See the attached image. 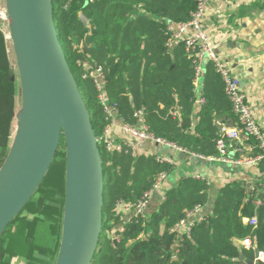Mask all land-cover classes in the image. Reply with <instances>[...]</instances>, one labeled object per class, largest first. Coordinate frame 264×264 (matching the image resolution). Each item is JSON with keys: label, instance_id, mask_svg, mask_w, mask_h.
Listing matches in <instances>:
<instances>
[{"label": "trees", "instance_id": "obj_1", "mask_svg": "<svg viewBox=\"0 0 264 264\" xmlns=\"http://www.w3.org/2000/svg\"><path fill=\"white\" fill-rule=\"evenodd\" d=\"M194 0H53L58 38L91 117L96 137L106 121L90 80L81 79V62L104 67L108 100L119 117L136 124L142 111L151 133L188 154L218 157L222 136L219 121L237 117L225 84L213 63H205L200 88L194 86V60L183 42L167 46L168 24L191 19ZM85 18L86 22L82 20ZM8 41L0 31V170L10 150L16 116L17 83ZM204 103L197 105L199 98ZM176 110L177 117L170 114ZM104 171L103 226L91 264H245L240 254L255 259L254 250L237 241L251 238L264 252V193L242 182L224 186L210 216L196 222L189 234L173 229L196 207L210 201L206 181L184 176L167 191L149 220L133 218L120 241L111 239L124 216L117 203H136L161 172L175 166L159 164L155 155L133 158L107 153L98 144ZM66 141L62 135L56 156L35 193L0 236V264H56L59 256L66 200ZM255 200L260 204L256 205ZM257 220L256 226L245 219ZM118 232V231H117ZM21 262L16 263L15 259Z\"/></svg>", "mask_w": 264, "mask_h": 264}, {"label": "water", "instance_id": "obj_2", "mask_svg": "<svg viewBox=\"0 0 264 264\" xmlns=\"http://www.w3.org/2000/svg\"><path fill=\"white\" fill-rule=\"evenodd\" d=\"M6 7L23 111L0 170V236L47 174L63 135L66 200L56 264H91L103 226L102 157L89 111L58 38L53 0H6ZM258 254L256 250L255 258ZM238 261L264 264L244 254Z\"/></svg>", "mask_w": 264, "mask_h": 264}, {"label": "built area", "instance_id": "obj_3", "mask_svg": "<svg viewBox=\"0 0 264 264\" xmlns=\"http://www.w3.org/2000/svg\"><path fill=\"white\" fill-rule=\"evenodd\" d=\"M194 1L196 3V8L191 13V19L188 22L178 25L173 23L168 24L167 32L169 34V40L167 46L173 48L176 44L183 42L186 46L187 53L197 52L194 60L195 73L193 80L196 89L200 88L201 80L205 74V62L210 61L213 63L216 71L225 84L226 96L231 102L233 112L237 117V127H229L219 123L222 134L217 141L219 156L201 158L211 162L216 161L233 165H256L264 163V133L253 115L252 107L246 94L242 91L241 81L228 64L217 55L211 39L204 28V20L208 5L217 0ZM1 2L2 0H0V31L3 32L5 39L8 40L11 39L10 31H7L8 27H10L9 16L7 7H1ZM82 20L86 22L83 17ZM80 66L82 72L81 79L90 80L92 82L96 91V98L107 123L101 135L96 137L97 143L103 147L105 152L110 154L123 153L137 158L147 154L145 152L146 143L165 147L169 150L185 152L182 148L160 139L151 133L145 123L142 111H137L135 113V118L137 120L136 124L124 122L119 117L116 106H113L108 100L107 73L104 67L88 61L81 62ZM203 103L204 100L200 97L197 101V105L199 106ZM170 114L173 117H177L176 110L171 109ZM252 144H254V148L259 149L260 152L252 157L241 159L242 156L244 157L243 153H245V151L252 150ZM230 149L235 155H241L240 159L235 158V156L231 154ZM155 156L157 163L173 165V161L170 158L161 155ZM168 176L169 174L167 172H161L152 188L144 193L138 202L126 203L120 201L117 203V211L124 216V221L122 226L118 228V232L116 231L114 234H111V239L113 241H120L125 232V225L132 222L133 218H140L143 221L149 220L150 201L157 192L163 189L164 184L168 180ZM196 179L202 180L201 178ZM259 191L264 193V184ZM258 204L260 203L258 202ZM201 208V206H198L194 210L188 212L187 218L176 225L173 232H176L179 237L184 234H189L191 228L196 223L190 221V219L195 213H198ZM244 222L251 226L257 225V220L255 218L245 219ZM237 244L246 250H257L251 238L239 240ZM260 261L264 262V252L261 251H259L258 258H256L254 262L258 263Z\"/></svg>", "mask_w": 264, "mask_h": 264}, {"label": "crops", "instance_id": "obj_4", "mask_svg": "<svg viewBox=\"0 0 264 264\" xmlns=\"http://www.w3.org/2000/svg\"><path fill=\"white\" fill-rule=\"evenodd\" d=\"M204 28L217 55L240 79L242 91L246 94L253 115L264 133V0H217L210 3ZM219 123L237 127V122L230 119H221ZM252 145V150L245 151L241 159L260 152L254 148V144ZM145 152L146 155L168 157L175 166L163 189L152 197L149 205L150 215L158 210L167 191L184 176L201 178L210 186V201L192 216L190 221L193 222L212 214L215 198L227 184L242 182L247 188L256 190V193L264 184V163L233 165L211 162L193 154L169 150L151 143H146ZM230 152L240 159L241 155H235L231 149ZM258 202L260 203L259 200L254 201L256 205H259Z\"/></svg>", "mask_w": 264, "mask_h": 264}, {"label": "rangeland", "instance_id": "obj_5", "mask_svg": "<svg viewBox=\"0 0 264 264\" xmlns=\"http://www.w3.org/2000/svg\"><path fill=\"white\" fill-rule=\"evenodd\" d=\"M1 7L5 8L6 7V0H2L1 2ZM9 29V30H8ZM7 31H10V28L8 27ZM9 47H8V54L11 62L13 63L14 69V74L12 75V78L14 77V80H11L15 83H17V93L15 94V105H16V116L14 118L13 126H12V136L10 138L11 141V146L13 144L14 138L17 135L18 129H19V123L20 119L22 116V111H23V93H22V87H21V81H20V75H19V70L16 64V55L13 47V43L11 39H8ZM15 262L18 263L20 262L17 259H15ZM21 263V262H20Z\"/></svg>", "mask_w": 264, "mask_h": 264}]
</instances>
